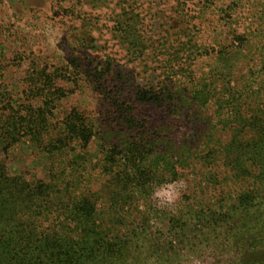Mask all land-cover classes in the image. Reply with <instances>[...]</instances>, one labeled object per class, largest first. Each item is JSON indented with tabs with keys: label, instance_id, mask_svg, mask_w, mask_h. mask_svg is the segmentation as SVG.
I'll use <instances>...</instances> for the list:
<instances>
[{
	"label": "trees",
	"instance_id": "1",
	"mask_svg": "<svg viewBox=\"0 0 264 264\" xmlns=\"http://www.w3.org/2000/svg\"><path fill=\"white\" fill-rule=\"evenodd\" d=\"M198 1L156 48L116 16L143 87L90 69L92 35L0 51V264H264V2Z\"/></svg>",
	"mask_w": 264,
	"mask_h": 264
},
{
	"label": "rangeland",
	"instance_id": "2",
	"mask_svg": "<svg viewBox=\"0 0 264 264\" xmlns=\"http://www.w3.org/2000/svg\"><path fill=\"white\" fill-rule=\"evenodd\" d=\"M262 1L264 2L253 0L254 9ZM198 5V0H0V51L13 57L12 49L19 46L24 49L31 47L34 54L42 59L59 57L60 54L63 56L65 41L72 34H82L89 41L92 35L96 41L90 43V48L84 52L88 56L85 61L90 69L100 72L110 63L111 77L122 74L127 82L134 79L143 87L156 74L153 73L152 66L138 67V63L129 61L116 36V16L123 13L124 9L134 6L136 13L141 14L142 32L156 48L160 45L159 39L163 31L179 30L181 22L183 29L189 28L186 19L184 21L185 14L191 20L200 9ZM180 8L185 12L178 11ZM253 26L255 29L257 24L254 23ZM239 30L249 33L251 22L244 20L239 25ZM146 63L149 66L150 59ZM20 76L16 74V78ZM151 114L155 116V111ZM114 118L115 115L112 120ZM24 163L21 153H16L15 165L21 166ZM190 184L191 182H176L165 185L156 194L157 200L171 209L173 203L184 199ZM180 204L187 205L188 202Z\"/></svg>",
	"mask_w": 264,
	"mask_h": 264
}]
</instances>
